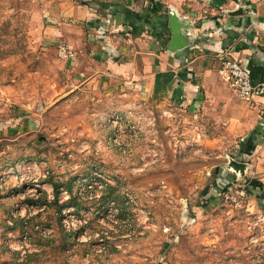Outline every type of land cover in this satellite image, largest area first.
Returning <instances> with one entry per match:
<instances>
[{
  "label": "rangeland",
  "instance_id": "rangeland-1",
  "mask_svg": "<svg viewBox=\"0 0 264 264\" xmlns=\"http://www.w3.org/2000/svg\"><path fill=\"white\" fill-rule=\"evenodd\" d=\"M168 1L0 0V264H264V126L147 86Z\"/></svg>",
  "mask_w": 264,
  "mask_h": 264
},
{
  "label": "crops",
  "instance_id": "crops-1",
  "mask_svg": "<svg viewBox=\"0 0 264 264\" xmlns=\"http://www.w3.org/2000/svg\"><path fill=\"white\" fill-rule=\"evenodd\" d=\"M179 1L169 0L168 3L183 18L177 27L183 46L173 52L159 49V52L145 54L147 86L151 89L154 86L156 94L170 104L190 105L214 116L217 122L226 124L230 139L249 142L262 137L264 0H244L236 4L230 0ZM224 53L244 64L250 70L253 83L260 88L250 103L238 96L234 98L220 75Z\"/></svg>",
  "mask_w": 264,
  "mask_h": 264
},
{
  "label": "built area",
  "instance_id": "built-area-1",
  "mask_svg": "<svg viewBox=\"0 0 264 264\" xmlns=\"http://www.w3.org/2000/svg\"><path fill=\"white\" fill-rule=\"evenodd\" d=\"M60 53L65 57L70 54L64 46L60 47ZM219 72L225 82L230 84L242 100L249 102L260 90V88L253 83L250 70L227 53H224Z\"/></svg>",
  "mask_w": 264,
  "mask_h": 264
}]
</instances>
